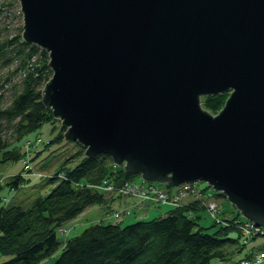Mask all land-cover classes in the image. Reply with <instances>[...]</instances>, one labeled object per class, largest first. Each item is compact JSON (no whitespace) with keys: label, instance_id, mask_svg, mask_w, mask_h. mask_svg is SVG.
I'll return each instance as SVG.
<instances>
[{"label":"water","instance_id":"water-1","mask_svg":"<svg viewBox=\"0 0 264 264\" xmlns=\"http://www.w3.org/2000/svg\"><path fill=\"white\" fill-rule=\"evenodd\" d=\"M20 2L68 139L146 181L206 180L264 225V0Z\"/></svg>","mask_w":264,"mask_h":264},{"label":"trees","instance_id":"trees-1","mask_svg":"<svg viewBox=\"0 0 264 264\" xmlns=\"http://www.w3.org/2000/svg\"><path fill=\"white\" fill-rule=\"evenodd\" d=\"M11 4L0 3V15L5 19L15 17ZM23 32V26L17 33L10 32L9 22L0 27L3 63L17 61L13 72L21 76L23 85L8 105L0 106V164L25 158V143L30 141L24 138L26 134L55 117L43 99V89L53 74L49 52L26 42ZM0 87L4 86L0 84ZM225 94L222 91L206 95L205 107L209 111L219 109L226 100ZM4 121L15 128L8 137L3 135ZM83 151L84 157L76 163L71 156L66 158L61 169L48 176L53 187L46 194L36 195L29 204L12 203L1 195L5 184L17 189L30 182L32 175L25 173L31 171L27 164H23L25 172L19 170L5 181L0 170V253L9 256L0 264H38L49 257H54L53 264H212L214 258H230L229 244L236 238L228 235L229 230L234 227L239 232L240 224L247 218L238 214L226 219L220 206V220L216 222L213 218L212 224L204 225L200 210L206 207L200 198L170 205L164 214L143 217L126 225L118 221L94 222L64 240L59 230L65 222L89 204L105 202V191L97 188L98 184L113 182L118 187L135 180L133 172L114 165L109 153L87 154L85 148ZM246 256L251 257L252 253L247 252L235 264H242Z\"/></svg>","mask_w":264,"mask_h":264},{"label":"rangeland","instance_id":"rangeland-1","mask_svg":"<svg viewBox=\"0 0 264 264\" xmlns=\"http://www.w3.org/2000/svg\"><path fill=\"white\" fill-rule=\"evenodd\" d=\"M5 1L12 2V4L10 5V9L15 12V17H9L5 19L3 15H0V27H4L6 23L9 22L10 32L17 33L18 28L20 26H24V12L21 9V2L20 0H0V3H3ZM4 59L5 57L0 54V84L4 86L3 88L0 87V106L8 105L13 99L15 92L20 91L23 86L21 83V76H18L13 72V70L18 65L17 61H12L8 64H5L3 63ZM50 69L52 70L51 67ZM4 83L6 84L4 85ZM231 91H224L226 92V100L228 99V96L230 95ZM205 96L206 95H201V102L204 108H206L204 103ZM223 106H221L219 109H212L210 110V112L218 113L223 109ZM3 124V128H5V130H3L4 132L2 131L3 135L4 137H8L15 128L14 126H8L6 121H4ZM67 127V125H63V119L61 117L55 116L52 120L43 121L40 126L28 132L24 137L30 140L26 141L25 143V148H27L26 157L18 161L12 160L0 164V170L2 171V181H5V179H9V177L13 176V174L18 173L19 170L25 172V170H23L24 162L25 164H27V168L31 169L30 172L25 173H30L32 175L30 182L24 183L22 186H20V188L10 189L5 184L3 189L1 190V195L5 198V200H10V202L12 203H31L32 198H35L36 195L46 194V192H48L49 189L53 187L54 183L49 181L48 176L54 174L56 170H60L62 162L66 158L71 156V159H73L76 163V161H79L84 157L83 148H85L86 151V147L82 146V143L79 140L68 139V137L65 136ZM29 163H33L34 166L30 167ZM124 163L117 164L114 161V165L116 166L120 165L122 167H125ZM135 182L139 184L144 183L145 185H149L150 188H152V186L157 185L159 190L163 191L165 189L169 190V192H173V190H175H172L170 188L176 187V185L169 186L164 181H146L140 174H135ZM196 183L201 189L204 190V192L208 190L209 193L214 194L212 196L215 200H218L220 206H222L225 211L224 218L228 219V217L235 216L238 214L239 216H241L240 218H243L242 216L244 215L240 212L237 213L239 209L237 210L235 205L231 203L230 199L220 195V193H218L219 191L216 190L212 185H210L206 180H196ZM109 185H111V187L113 188H110ZM109 185L98 184L97 187L104 189L106 198L105 202L89 204V206L85 207L83 211H81L76 217L69 219L63 224L59 232L61 233L64 240L69 236L79 234L85 227L89 226L91 223L94 222L103 221L105 223H111L118 221L121 225H126L136 220H139L141 218L140 216L146 214H143V212L141 213V210L138 208L139 206L143 207L147 203H149L150 206H159L163 210L167 207L163 204L168 203L167 201H161L154 199L153 197L149 198L146 196V198L144 199H147V201H145L140 196H137V193H130L122 189L121 187H123L124 184H121L120 186L116 187L113 182H109ZM135 196L139 198V202L134 201V199L136 198ZM192 200L193 199H184L183 202ZM200 213L201 215H203L200 219L202 224L210 225L214 222L213 217L211 216V214H209L207 210H200ZM126 216L127 219H125ZM214 228H216V226H214L212 229L214 230ZM245 233L246 232H244L243 234L242 230H239L238 232V230L234 227L231 228L229 230L228 235L234 236L236 240L233 243L229 244L231 250L229 252L230 258L227 260L214 258L212 259L211 263L223 264L225 262H228L231 264H235V261L240 259L241 256H245L247 252L252 253L253 256V254L256 252V250L251 251L255 249V244L252 241L253 236H247L245 235ZM260 239V242H263L264 236ZM8 257L9 256L7 254L3 255L0 253V262L6 260ZM244 258L250 257L246 256ZM53 262L54 257H49L48 259L38 264H53ZM262 264H264V261L262 262Z\"/></svg>","mask_w":264,"mask_h":264},{"label":"built area","instance_id":"built-area-1","mask_svg":"<svg viewBox=\"0 0 264 264\" xmlns=\"http://www.w3.org/2000/svg\"><path fill=\"white\" fill-rule=\"evenodd\" d=\"M41 47V46H40ZM42 48V47H41ZM50 57V56H49ZM35 57H33L34 59ZM154 185V184H153ZM110 188L111 185H109ZM122 189L128 191V192H134L137 193V196H140L142 199L149 197L154 198L161 201H167L168 204L174 205V204H181L184 203V199H188L189 196H195L196 198H200L201 202L205 205L206 209L208 210L209 214L217 220H220L221 216L219 214L220 211V203L218 200L214 199L212 193L204 192L203 189H201L196 181L194 182H188L185 181L181 185H177L174 187L175 190L173 192H169V190H159L158 186H152V188L149 187V185H145L144 183H137L134 181L125 182L124 186L121 187ZM146 196V197H145ZM147 200V199H144ZM240 230H242V233L247 236H256L260 234H264V230L257 226L255 223H253L250 220H246L245 222L240 224ZM264 261V249L257 250L253 256L250 258H243L241 260L242 264H262Z\"/></svg>","mask_w":264,"mask_h":264},{"label":"crops","instance_id":"crops-1","mask_svg":"<svg viewBox=\"0 0 264 264\" xmlns=\"http://www.w3.org/2000/svg\"><path fill=\"white\" fill-rule=\"evenodd\" d=\"M170 189H174V187H172V188H170ZM220 195H222V194H220ZM223 197H225L224 195H222ZM136 198L134 199V201H137V202H139L138 201V197L137 196H135ZM195 196H189L188 197V200H191V199H193V200H195ZM226 198V197H225ZM133 199V198H132ZM134 201H132V202H134ZM164 205H166L167 207L166 208H164V210L163 209H161L159 206H155V205H153V206H150L149 205V203H147V204H145L143 207H141V206H139V208L138 209H140L141 210V213L143 212V214L145 213L146 215H142V216H140L141 218H143V217H148V218H150V217H153V216H155V215H160V214H164V211L165 210H167V209H169L170 207H172V206H170V204H168V203H163ZM142 205V204H141ZM223 208V207H222ZM145 209V210H144ZM206 210V209H205ZM224 210V209H223ZM125 219H127V216L125 217ZM264 236V234H260V236L261 237H263ZM261 237H256V238H253V242H254V244H255V249L254 250H251V251H255V250H258V249H261V247H264V241L262 242H260V238ZM253 244V245H254Z\"/></svg>","mask_w":264,"mask_h":264},{"label":"bare ground","instance_id":"bare-ground-1","mask_svg":"<svg viewBox=\"0 0 264 264\" xmlns=\"http://www.w3.org/2000/svg\"><path fill=\"white\" fill-rule=\"evenodd\" d=\"M226 197V196H225ZM237 208V207H236ZM245 217V216H244ZM248 219V218H247ZM248 220H250V221H252L253 223H255L252 219H248ZM257 226H259V227H261L263 230H264V225L263 224H257V223H255Z\"/></svg>","mask_w":264,"mask_h":264}]
</instances>
